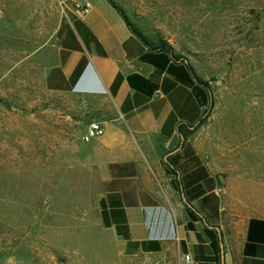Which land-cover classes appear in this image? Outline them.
<instances>
[{"label": "rangeland", "instance_id": "obj_1", "mask_svg": "<svg viewBox=\"0 0 264 264\" xmlns=\"http://www.w3.org/2000/svg\"><path fill=\"white\" fill-rule=\"evenodd\" d=\"M209 83L191 135L226 176L225 212L264 215V0H123ZM65 0H0V264H143L99 222L87 125L44 73Z\"/></svg>", "mask_w": 264, "mask_h": 264}, {"label": "crops", "instance_id": "obj_2", "mask_svg": "<svg viewBox=\"0 0 264 264\" xmlns=\"http://www.w3.org/2000/svg\"><path fill=\"white\" fill-rule=\"evenodd\" d=\"M54 37L45 87L87 128L105 129L84 142L85 158L102 175L99 222L122 253L143 264H183L186 254L194 264H264V215L225 212L226 176L191 137L211 97L196 67L150 47L109 0H65Z\"/></svg>", "mask_w": 264, "mask_h": 264}, {"label": "trees", "instance_id": "obj_3", "mask_svg": "<svg viewBox=\"0 0 264 264\" xmlns=\"http://www.w3.org/2000/svg\"><path fill=\"white\" fill-rule=\"evenodd\" d=\"M109 1L120 12V14L123 16V18L125 19V21L128 23V25L130 26V28L132 29V31L135 34H137L150 47L156 48V49H163L165 51L171 52L174 55V57L177 58V59L187 60L185 57L176 54L175 51H174V49L167 42H165L163 40H159L157 44H154L139 29H137L134 26V24L129 19V17L127 16L126 12L124 11V9L122 7H120L114 0H109ZM190 67L192 68V71L194 73V76L198 80V82L201 85H203L206 89L210 90L209 83L206 82L204 79H202L200 76L197 75V72L192 67V65H190ZM210 100H211V97H209L208 105H210ZM206 113H207V110H205L204 117L201 119L199 125H201V124H203L205 122L206 119H204V118H205ZM180 132L184 135L185 139L187 140L189 133H191L192 131H188V129L186 127H183L182 126V127H180Z\"/></svg>", "mask_w": 264, "mask_h": 264}, {"label": "built area", "instance_id": "obj_4", "mask_svg": "<svg viewBox=\"0 0 264 264\" xmlns=\"http://www.w3.org/2000/svg\"><path fill=\"white\" fill-rule=\"evenodd\" d=\"M89 12L88 7H81V13L83 15ZM105 133V129L99 122L93 121L89 124L86 133L83 135L82 140L85 143H89L94 138L101 137ZM183 264H194V260L191 254H186L184 256Z\"/></svg>", "mask_w": 264, "mask_h": 264}, {"label": "water", "instance_id": "obj_5", "mask_svg": "<svg viewBox=\"0 0 264 264\" xmlns=\"http://www.w3.org/2000/svg\"><path fill=\"white\" fill-rule=\"evenodd\" d=\"M77 1H82V0H77ZM182 141L184 142V137H182ZM224 254V253H223ZM223 257V259H224V255L222 256Z\"/></svg>", "mask_w": 264, "mask_h": 264}]
</instances>
